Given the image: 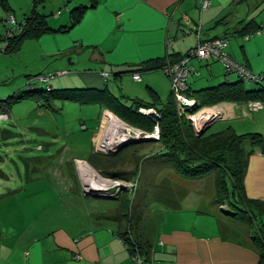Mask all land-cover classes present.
Masks as SVG:
<instances>
[{
    "label": "crops",
    "instance_id": "crops-1",
    "mask_svg": "<svg viewBox=\"0 0 264 264\" xmlns=\"http://www.w3.org/2000/svg\"><path fill=\"white\" fill-rule=\"evenodd\" d=\"M48 1L51 0L35 7L37 14L44 17L48 31L34 33L35 36L23 39L10 51L5 50L8 41L0 39V52L14 56L13 64L6 65L5 69L21 73L27 81V88L11 91L7 97H16L28 90L40 91L39 95L13 102L32 104L21 106L26 112L23 118H12L19 127L28 129L34 125L24 122L33 117L34 123L38 115L48 113L56 120L63 115L65 106L76 110L82 121L83 112L90 110L97 113L96 123L93 116L88 118L93 124L90 143L94 148L104 110L127 122L126 118L132 117L140 105L158 110L167 103L170 82L161 68L167 62L180 59L196 46L198 39L226 37V51L233 60L251 72H264V29H259L264 23V0H211L210 7L204 11L200 10L198 0H60L58 14L51 6L43 9ZM61 5L67 13L61 11ZM77 6H85V11L78 23L71 24L69 11ZM26 8L31 12L32 0L14 3L0 0V22L4 21V14L14 9L25 13L22 22L30 14ZM48 13L53 16L47 19ZM256 31L259 33L254 34ZM245 35H248L246 40ZM213 62L217 61L190 62L193 70L207 66V72L201 69L199 79L190 77L193 83L188 80L189 90L239 81L237 76H220L210 66ZM103 72L106 77L101 75ZM133 73L139 74V80L132 78ZM49 74L52 77L45 81L37 79ZM68 74L72 75L54 79ZM248 89L264 91V81L259 85L250 84ZM254 101L261 102L260 106L251 109L248 101L202 107L190 122L196 133L206 127L202 133L205 135L227 129L237 135L260 134L262 144L252 147L242 184L247 199L264 202V100ZM56 104L59 105L55 107ZM8 107L1 105L0 113L7 109L4 113L10 115L13 106ZM80 128L86 130L87 126L82 123ZM162 149L160 145L155 152L159 157ZM100 159L95 163L101 162ZM76 161L84 160H75L74 170L79 175ZM126 164L112 172L128 173ZM159 167L152 166L150 170L155 174L148 170L147 174L151 175L154 186L162 187L166 181L163 177L167 172L173 176L174 171L169 166ZM132 168L137 174L138 167ZM210 178L212 183H187L185 198H175L172 189H168L155 203L161 210L152 219L143 218L146 228L132 237L142 246L147 264H257V250L249 239L246 224L226 216L223 211H232L224 209L226 205L213 203L215 186L213 176ZM208 183L210 190L205 187ZM24 186L22 194L29 199L24 203L27 213L23 215L16 208L10 219H17L25 226L17 230L9 225L8 231L0 226V264H130L129 250L117 236L127 226L126 218L114 216L117 204L108 205L100 200L104 197L94 196L100 199L85 200L84 206L82 200L71 201L72 207L64 210L60 209V203L53 204L49 210L46 203L30 200H34L35 185L27 182ZM207 202L221 212L201 210ZM150 221L152 224L146 225Z\"/></svg>",
    "mask_w": 264,
    "mask_h": 264
},
{
    "label": "rangeland",
    "instance_id": "rangeland-1",
    "mask_svg": "<svg viewBox=\"0 0 264 264\" xmlns=\"http://www.w3.org/2000/svg\"><path fill=\"white\" fill-rule=\"evenodd\" d=\"M10 1L14 3L20 0ZM59 2L60 0L48 1L43 9L47 10V8L51 6L53 12H57V5ZM40 9L42 8L40 7ZM60 9L63 13H67L64 6L61 5ZM26 10L29 11V8H26ZM13 12L7 13L6 15L4 14L2 17L5 19L9 14L13 15V17L15 15L14 19L19 23L25 13H21L22 11L17 12L15 9ZM51 16H53V14L48 13L47 19ZM10 25L6 24L5 21L0 22V33H5V30H7L6 28ZM8 55L9 54L0 52L1 100L6 98L11 91L14 92L20 88H27V81L21 73H13L11 70L5 69L6 65L13 64L14 56ZM193 61H195V59H193ZM19 65L22 66L23 63L19 62ZM210 66H213L220 76L225 75L221 63L213 62ZM206 68L207 66L198 67L190 77L199 79L202 76L200 70L203 69L206 71ZM16 70L18 71V69ZM70 75L72 74L54 79L59 80ZM227 77L234 78L236 75L230 73L225 76V78ZM2 81L7 82L6 84H2ZM189 82L192 84L193 80H189ZM242 85L248 90L250 84L242 82ZM43 94L45 93L43 92ZM41 100L43 101L42 98ZM22 105L30 106L32 104L30 101L16 105L12 103L8 107L9 109L13 106L10 115L4 113L8 112L7 109L0 113L1 117L8 116L7 119H0V199L12 195V197L0 201V226L3 227V230L8 231L9 225L15 227L17 230H21L25 226L24 223L17 219L11 220L10 216L12 213H16V208H18L19 213L23 215L27 213L24 208V203L29 199L22 194L23 188L25 187L24 185L27 182L36 186L32 189L34 191L32 195L34 200H30H40L46 203L49 210L52 209L53 204L60 203V209L64 210L72 207V205L69 204L71 201L82 200V206H84L86 204L85 200L100 199L94 196L104 197L100 200L106 201L108 205H119L120 198H125L131 204L130 212L133 213L132 223L130 222L131 229L129 231L130 235L132 234L133 237L138 233H143L146 228L142 223L143 218L150 217L152 219L158 210H161L155 206V203L159 198H162V194L168 192V189H172L175 198H185V196H187V183L204 181L212 183V179L210 178L212 175L200 179H187L174 174V172H172L173 176L167 172V175L163 177L166 181H158V183L164 182L161 184L162 187L154 186L151 175L147 174V170L150 171V174H155L153 170H150L152 166L155 167L154 169L159 166H168L162 156L159 157L155 153L156 150L160 148L158 142L138 141L137 143H125L120 151L113 154L106 150H101L97 142L103 139L105 146L110 145V141L105 137V135L108 134L106 127L110 124L107 119H104L102 122V130H100L99 139L94 140V148H92V143H90V134L93 124L89 122L90 120H88V118L93 116V122L96 123L95 118L97 113H92L90 110L88 113H86V111L83 112L85 118L82 121L76 110H71V108L65 106L63 115L56 117V120L54 119L55 116L50 113L47 115H38L34 123L32 122L33 117H31L30 121H26L24 124L34 126L27 129L23 126L19 127L12 120V118H23L26 115V112L21 109ZM58 105L59 104H56L55 107ZM3 106H5V104H3ZM118 119L122 120L121 118ZM41 123H43V125ZM82 123L86 124V130L80 128V124ZM113 149L115 150L116 148L114 147ZM152 152L153 154H151ZM117 153L119 154L116 158H112L114 157L113 155ZM97 158H101V162L97 161L99 162V167L103 169L107 168V171L117 170L120 165L124 166L127 163L126 165L129 166V172L126 175L123 174V178L120 179H126L123 181L128 182V184L132 182L133 186L119 195H117L119 191L116 190V192H114V189H112L111 191L114 196L111 198H108L107 192L100 190V188L92 189L93 185L91 182L110 186V181L112 180L110 175L107 176L99 173L100 170L95 164ZM76 159L84 160L86 164L93 167L95 170H92L85 164L92 173L98 175L97 179H91V177L85 179L84 176H82L83 172L79 170L81 168H79L77 161L76 165L79 175H76L74 170ZM133 165L134 167H138L137 174L132 170ZM113 166L115 167L112 168ZM158 177L161 178L160 175H158ZM85 182H87L88 185H86ZM210 186L209 183L205 185L206 188L209 187V190ZM109 191L110 190H108V192ZM224 209L229 210V207L226 206ZM201 210H210L206 212H214L215 214L219 211H216L210 202L205 203ZM147 220L149 221L150 219ZM151 224V221L146 223L148 226ZM123 228L125 229V226H123Z\"/></svg>",
    "mask_w": 264,
    "mask_h": 264
},
{
    "label": "trees",
    "instance_id": "trees-1",
    "mask_svg": "<svg viewBox=\"0 0 264 264\" xmlns=\"http://www.w3.org/2000/svg\"><path fill=\"white\" fill-rule=\"evenodd\" d=\"M43 1L32 0V10L22 21V29L19 33L10 38L5 37L6 32L1 35L0 39L8 41L5 50H14L23 39L49 30L44 17L39 16L35 11V7ZM84 11L85 6L72 8L69 11L71 24L78 23ZM262 28L264 29V23L259 26V29ZM39 92L38 89L28 90L19 96L7 97L0 102L4 101L6 107L10 103L26 97H33ZM185 94L197 101L193 112L199 108L213 106L221 102L247 103L248 101L264 100L263 90H247L243 87L240 79L238 82L228 81L198 90L186 89ZM158 110L161 112V117L158 120L160 136L157 142L163 148V153H161L163 160L177 175L183 178L200 179L208 175L213 176L215 186L213 203L218 206H228L232 211H223V213L235 221H242L246 224L249 239L257 250V264H264V202L247 199L242 184L247 159L253 150L252 147L262 144L260 134L237 135L227 129V131L216 134L197 135L190 120L178 115L176 102L172 98L171 92H169L167 103ZM132 113V117L126 118L128 124L131 123L133 124H130L131 126H137L136 128L146 132L152 130L154 123L150 119L137 112ZM247 145L249 149L246 148ZM112 158H116V156ZM96 167L99 168V173L110 175L112 179H120L123 178V174H127L126 172H112L113 170L107 171V168H100L99 163L96 164ZM130 207L131 204L128 200L120 198V204L114 216L115 218H126L127 226L124 230L118 231L117 236L125 243L130 254L134 248H137L144 255L142 246L138 245L129 232L133 215L130 212Z\"/></svg>",
    "mask_w": 264,
    "mask_h": 264
},
{
    "label": "built area",
    "instance_id": "built-area-1",
    "mask_svg": "<svg viewBox=\"0 0 264 264\" xmlns=\"http://www.w3.org/2000/svg\"><path fill=\"white\" fill-rule=\"evenodd\" d=\"M198 4L200 10L204 11L210 7L211 0H198ZM4 21L8 25L11 24L9 27L6 28V38L13 37L15 34L21 31L23 22L17 23L13 15H7ZM258 33L259 31L254 32V34ZM243 38L245 40L248 39V35H245ZM227 46L228 41L226 37H218L209 40L198 39L196 46L190 49L187 54L185 53L177 61L167 62L165 65L162 66L161 69L163 73L169 78L170 92L172 98L176 102L177 113L179 116H184L190 121H194L195 112L199 110L198 109L197 111L193 112V109H195V107L197 106V101L191 97H188L185 94V90L188 89L189 77L194 72L190 64L193 59L206 62L217 61L222 64L224 73L226 75L234 73L242 82H246L252 85H259L260 82L264 80V72H251L246 69L242 64L233 60L226 51ZM61 73L62 72H56L55 74ZM101 75L103 77L107 76L105 72L101 73ZM51 77L52 75L49 74L48 76H39L37 79L39 81H45L46 79ZM132 78L134 80H139V74L133 73ZM260 103L261 102L258 101H250L248 102V107L251 109L259 107ZM0 104L3 105L4 101H1ZM137 112L147 117L154 123V126L150 132H146L139 128L132 127L127 122L119 120V117L115 116L111 112L104 110L100 116L99 128L100 130H102V122L104 119H107L110 124L106 127L108 134L105 135V137H107L110 141V145L105 146V143L102 139L101 141H97L99 148L101 150H106L107 152H111L114 154L115 152L120 151L121 147L125 143H137L138 141L157 142L160 136L158 120L161 117V112L149 106H140L137 108ZM6 118V116L1 117L0 115V119ZM114 147L116 148L115 150L113 149ZM131 186H133L132 182L128 184V182L123 181V179H112L110 181V186L101 184L99 187L100 190L107 192L108 198H111L114 196L112 194L113 192L111 191L112 189H114V192H116V190L119 191L118 194L116 193L117 195H119L123 191L128 190ZM108 190L110 191L108 192ZM130 264H147L144 255L139 252L137 248H134V251L130 254Z\"/></svg>",
    "mask_w": 264,
    "mask_h": 264
},
{
    "label": "bare ground",
    "instance_id": "bare-ground-1",
    "mask_svg": "<svg viewBox=\"0 0 264 264\" xmlns=\"http://www.w3.org/2000/svg\"><path fill=\"white\" fill-rule=\"evenodd\" d=\"M106 131H107V129H106ZM77 164L79 165V168H81L79 170L81 172H83L82 176H84L85 179L87 177H91V179H97L98 175L95 173H92L91 170L85 165L84 162L77 161ZM85 183H86V185H88L87 182H85ZM91 184L93 185L92 189L100 188L99 186L101 185V184H95L93 182H91Z\"/></svg>",
    "mask_w": 264,
    "mask_h": 264
},
{
    "label": "water",
    "instance_id": "water-1",
    "mask_svg": "<svg viewBox=\"0 0 264 264\" xmlns=\"http://www.w3.org/2000/svg\"><path fill=\"white\" fill-rule=\"evenodd\" d=\"M207 122H209V121H207ZM205 130H206V127L201 128L200 131L197 132L196 134H197V135L202 134Z\"/></svg>",
    "mask_w": 264,
    "mask_h": 264
}]
</instances>
